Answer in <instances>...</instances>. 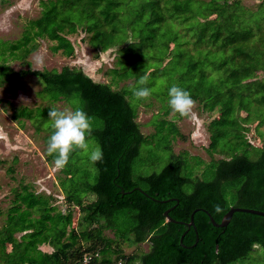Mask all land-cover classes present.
<instances>
[{
	"label": "trees",
	"instance_id": "16d2710c",
	"mask_svg": "<svg viewBox=\"0 0 264 264\" xmlns=\"http://www.w3.org/2000/svg\"><path fill=\"white\" fill-rule=\"evenodd\" d=\"M38 6L39 17L28 21L18 40L0 41V83L31 74L41 84V99L83 108L93 118L87 139L102 148L103 160L94 164L93 181L84 184V196L92 199L83 203L84 196L64 191L65 210L51 205L49 196L19 185L0 229V263L237 264L255 250L264 251V217L235 212L226 227L216 228L198 210L187 229L164 216L171 209V219L188 223L195 209H203L219 223L230 208L264 212V145L255 148L237 117L264 104V84L256 75L264 72V14L259 28L255 14L263 1L258 11L238 0H39ZM79 29L97 54L116 48L107 82L67 66L60 71L7 68L8 60L24 62L37 49V39L54 43L52 53L73 58L67 36ZM145 73L150 74L147 87L162 82L155 94L169 100L168 90L176 84L205 111L218 112L207 126V149L227 158L204 163L172 153L158 173H133L140 147L151 137L140 132L137 109L130 103L143 102L131 89ZM125 81L130 83L120 85ZM163 108L167 114L170 107ZM20 118L49 119L28 108L17 111L15 119ZM159 125L172 140L179 133L171 121ZM253 150L254 159L248 155ZM74 209L78 216L69 228ZM144 242L149 245L145 253L122 251L123 244Z\"/></svg>",
	"mask_w": 264,
	"mask_h": 264
},
{
	"label": "rangeland",
	"instance_id": "374dc122",
	"mask_svg": "<svg viewBox=\"0 0 264 264\" xmlns=\"http://www.w3.org/2000/svg\"><path fill=\"white\" fill-rule=\"evenodd\" d=\"M234 1V0H228ZM244 8L255 11L259 3L264 0H238ZM39 0H1L0 1V41L14 42L18 40L24 31L28 21L39 17ZM264 8V7H262ZM255 12L257 28L262 24L261 17L264 12ZM74 47V57L65 58L61 53H52V44L48 40L37 39V49L27 56L24 62L18 60H8L7 68L13 72L32 70H56L67 66L80 68L85 74L96 82H107L109 77L106 72L112 67L115 49L97 54L87 43L88 36L80 29L72 35L67 36ZM172 48V44L170 45ZM45 57V65L36 69L33 62L35 54ZM27 63V64H26ZM1 64V61H0ZM257 79L264 84V72H257ZM130 81L122 82L120 85L129 84ZM157 85L152 87L155 96H151L148 101H143L136 107V101L130 100L131 105L137 109L136 122L140 127V132L144 136H151L146 143L140 147V154L134 162L133 173L143 176L151 173H158L164 165L171 160V155H186L189 158H198L204 163L211 160L225 159L224 152L211 153L207 148L209 145L210 133L207 130L208 123L213 118H219L217 111L209 113L205 111L201 104L196 102L190 117H181L169 109L164 114L163 107H169L168 99L160 94H155L159 90ZM41 84L31 74H27L14 82L0 83V229L5 224L7 210L12 206V201L19 185L30 186L36 194L49 196L51 205H56L58 209L65 210L68 202L65 201L64 191H72L76 197H83L84 184L92 182L96 175L94 164L88 156L80 150L73 152L69 162L62 170H57L53 165V159L47 154V140L50 135L51 121L43 118L39 122H32L27 119H15V114L22 108H28L38 115L47 116L50 107L71 108L70 105L60 100L58 102H48L41 99L38 92ZM263 94H260L262 96ZM23 97L24 100H21ZM38 108L39 110H35ZM248 113L238 112V119L245 128L241 133L250 138L255 148L264 145V104L257 107L252 106ZM249 115V116H248ZM248 116L247 122L243 121ZM38 117V116H36ZM160 120L171 121L178 129V135L172 140L159 127ZM43 121V123H42ZM42 124V125H41ZM50 127V130L47 128ZM156 131V132H155ZM90 149L98 146L92 139H87ZM248 142V139H246ZM170 142V149L168 148ZM227 140V147L230 145ZM252 146V145H251ZM173 153V154H172ZM248 155L254 159L256 151H249ZM199 171L202 170L200 167ZM189 173L182 170V175ZM196 175L199 174L195 173ZM200 175V174H199ZM230 198V194L228 195ZM91 196H84L83 203L91 200ZM70 204V203H69ZM78 212H72V224L75 226ZM105 236L112 238L110 231H104ZM19 237V235H17ZM125 255L145 253L149 249L147 242L139 245H121ZM41 250L52 252L48 247H41ZM1 264V263H0ZM237 264H264V251L261 249L253 251L246 260Z\"/></svg>",
	"mask_w": 264,
	"mask_h": 264
},
{
	"label": "clouds",
	"instance_id": "9594fccd",
	"mask_svg": "<svg viewBox=\"0 0 264 264\" xmlns=\"http://www.w3.org/2000/svg\"><path fill=\"white\" fill-rule=\"evenodd\" d=\"M36 69L45 65V57L39 53L33 57ZM149 75L145 73L138 80V86L131 89L132 95L137 100L148 101L153 90L146 85ZM168 104L173 113L181 117H190L196 101L189 91L173 84L168 90ZM24 100L23 97H20ZM48 118L51 121L52 132L47 140V154L53 156V165L57 170L65 168L71 154L77 150L83 151L88 159L96 164L103 160V150L99 146L90 149L87 137L91 135L93 118L83 108H58L50 107ZM217 211H220L217 206Z\"/></svg>",
	"mask_w": 264,
	"mask_h": 264
},
{
	"label": "water",
	"instance_id": "95a60500",
	"mask_svg": "<svg viewBox=\"0 0 264 264\" xmlns=\"http://www.w3.org/2000/svg\"><path fill=\"white\" fill-rule=\"evenodd\" d=\"M139 190V189H138ZM140 191V190H139ZM142 193V191H140ZM174 201L177 202V199H173ZM171 209L167 210L164 212V216H165V219L167 222H171V223H175V224H180V225H184L187 229H189L190 227H192L194 224H193V214L198 211V210H201L203 211L207 217L209 218V221L211 223V225L213 227H216V228H224L228 225V223L230 222L231 218H232V215L235 213V212H244V213H249V214H253V215H257V216H261V217H264V212L262 211H257V210H252V209H245V208H230L222 217L221 221L219 223H216L213 218L209 215V213L203 209H195L193 211V213L191 214L190 216V220L188 223H185V222H179V221H175L173 219H171L169 216H168V213ZM184 235V234H183ZM183 235L181 237H183Z\"/></svg>",
	"mask_w": 264,
	"mask_h": 264
}]
</instances>
